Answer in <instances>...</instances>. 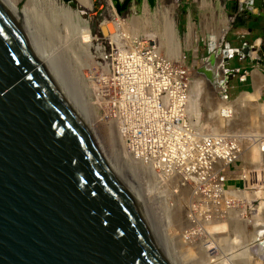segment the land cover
Here are the masks:
<instances>
[{
	"label": "water",
	"instance_id": "obj_1",
	"mask_svg": "<svg viewBox=\"0 0 264 264\" xmlns=\"http://www.w3.org/2000/svg\"><path fill=\"white\" fill-rule=\"evenodd\" d=\"M111 1L120 15L133 0ZM0 264H174L97 73L47 0H0Z\"/></svg>",
	"mask_w": 264,
	"mask_h": 264
},
{
	"label": "built area",
	"instance_id": "obj_2",
	"mask_svg": "<svg viewBox=\"0 0 264 264\" xmlns=\"http://www.w3.org/2000/svg\"><path fill=\"white\" fill-rule=\"evenodd\" d=\"M229 19L234 21L232 17ZM101 26L102 22L98 23L95 35L98 40L92 45L90 64L97 73L119 138L131 159L138 193L151 217H156L160 209L169 218L170 212L177 208L174 201H180L182 193L187 192L189 196L181 205L185 204L186 211L193 213L194 220L200 214L205 219L228 218L241 203L229 197V192L258 189L250 186L244 176L245 164L240 157L242 142L260 143L264 153L263 135L200 131L190 112L191 69L163 53L154 40L139 36L116 43L115 39L102 35ZM238 72L222 65V76ZM222 90L226 101H231L225 89ZM231 116L229 109L220 111V118L226 122ZM234 163H240L241 172L230 177L226 170ZM260 174L259 180L256 172L251 173V182H259L264 194V169ZM236 179L242 182L241 187L226 188L229 180ZM256 202L248 203L246 209ZM193 225L190 228L195 230ZM200 234L196 229L194 235Z\"/></svg>",
	"mask_w": 264,
	"mask_h": 264
},
{
	"label": "rangeland",
	"instance_id": "obj_3",
	"mask_svg": "<svg viewBox=\"0 0 264 264\" xmlns=\"http://www.w3.org/2000/svg\"><path fill=\"white\" fill-rule=\"evenodd\" d=\"M55 3L57 4V7H63L66 12H69L70 14V21L73 23V27H89L91 30V33L94 37V41L91 45L87 46V53H88V61L90 62V58L92 55V45H94L95 40L97 41V37L95 36L98 33V23L100 22H107L111 23L113 22L114 18L115 21L118 22L119 27V39L118 41H123L126 40L128 37H141L146 40H154L157 42V44H160V46L163 49H160L165 53L164 49L167 50L166 46L168 45L169 41V26H167V13L165 9H162V0H155L154 5L152 7L149 6L147 0H139L138 2H131L127 9L120 15L116 13V10L114 8V2L111 0H91L93 3L89 5L82 4L79 0H70V2H66V0H54ZM111 1V3H110ZM208 1V0H206ZM178 7L176 5L175 9V16L173 18L172 23H174V29L173 26L171 28V33L176 35V46L178 48V55L183 56L184 58V64L185 67H188L191 69V76H192V84L196 82V78L194 75L193 71V65L196 63H199L200 61H203L207 57H209L211 54L215 53L219 49H225V41L230 44L231 47H239L240 43L242 40H246L248 42L252 41L255 35L258 34H250L246 31L244 27L241 26L239 23V20H237L235 23L232 21L229 25V28L224 34V38L221 42V44L218 46L214 43V41L210 37V33H212V30H215V27H217L218 23H221L220 25H225L226 27V21L224 20L225 17H222L220 10L218 7L215 6L216 10L209 9V11L206 9L203 12V15L201 14V10L199 8V4L196 2V0H177ZM227 9L228 15L233 14V2H227ZM52 9L51 11L55 14L57 18H59V14L56 9L52 6H50ZM185 8H187L189 14L187 15V12L185 13ZM189 16V17H188ZM187 17L190 19V22L188 26L190 27L191 23L194 24V28L196 31V40L194 42V46L191 48H188L186 39L189 34V27L188 31L186 32L185 30V25L187 22ZM205 17V18H204ZM208 18V19H207ZM229 19V17H227ZM206 19L208 20V24L205 25V29H203V20ZM134 21L136 23H134ZM177 21L179 22V26L177 27ZM104 24V26H106ZM133 29H132V28ZM127 29V31H126ZM175 30V31H173ZM128 33V34H127ZM113 35V32L108 30L103 34L104 37H110ZM174 35V37H175ZM172 39L173 35L171 34ZM111 40V39H110ZM113 40V39H112ZM118 43V42H117ZM264 45V44H263ZM215 46V47H214ZM160 48V47H159ZM263 49V48H262ZM264 51V49H263ZM167 52V51H166ZM166 54V53H165ZM171 58V57H170ZM174 59V58H171ZM224 63V60H223ZM222 63V65H223ZM247 62L245 60H240L237 54H234V56L230 57L226 63V66L228 68H246L247 67ZM221 81H223L221 79ZM192 87V86H191ZM244 87L241 86V84L238 82L237 78H230L228 81V86H227V98L231 101H236L240 96L239 93L241 89ZM223 93V90L221 88L220 90ZM191 92L194 93V100L191 99V104L192 108L196 111L199 109V112H201L199 116V122L198 126H200L199 130L200 131H207L211 129H216V130H229V132H235L238 135H245L248 132H255V133H260L264 136V114L259 113L260 108L257 109V111H253L252 113H248L246 115H243V113L239 112L237 113V121L231 122L229 126L224 128H220L219 124H216V122L213 121L210 122L209 125H207V120L211 121L209 112L207 110L209 109H214L216 106L215 100L209 99L204 100L203 95L199 93V90H192ZM238 96V97H237ZM237 97V98H236ZM236 98V99H235ZM235 99V100H233ZM194 101V103H193ZM258 103L263 107L264 106V99L258 101ZM261 107V110H262ZM244 116V117H243ZM240 119V120H239ZM244 120V121H242ZM240 123V124H239ZM219 125V126H218ZM244 143V142H242ZM240 163H234L231 166H229L226 170L227 174H237L240 172ZM226 188H235V187H241L242 183L241 182H227L225 184ZM257 187V186H256ZM257 191L261 192V189L256 190V192H245L247 199H250V196H252V201H257L256 203L253 204V211L250 208H247L245 211V221L247 223V227L249 230V234L251 235L253 233L254 225L256 224V218L258 215V209L257 206L260 205L262 197H260V193L258 194ZM243 193V192H242ZM187 193H184L183 198L180 199V201L176 202L174 201V204H176L177 208H174L172 212H170L169 218H166L167 213H164L162 210H157V215L156 217H152L153 222H155L157 225L155 228L157 229V226L159 228V233L162 236V241L165 245L168 247L171 245L173 247L174 251L176 254H178L180 259H183L184 264H225L223 261H221L224 257L221 255H227L231 251H239L240 245L238 241L235 238L238 234H233L224 227V219H213L209 221L207 219L206 221L204 220V216L200 215L198 219L199 221V226L196 228H200L202 230L201 236L199 238L195 239L194 236L192 235V241L198 242V245L200 242H214L219 243L221 241V252L217 253L215 251L214 258L209 259V256L201 257L197 253V248H195V255L193 254L192 257H187L184 255V250L181 249L184 248L182 246L185 244V240H181V236L183 233L185 234V229L189 222H187V217L191 213V211H186L185 209V204L182 206L181 203L185 201L187 198ZM250 201V202H252ZM180 204V206H178ZM156 218V219H155ZM181 219L180 224L181 229L177 228L176 224L178 221ZM157 220V221H155ZM226 220V219H225ZM185 221V222H184ZM211 222V223H210ZM185 223V224H184ZM222 224V225H221ZM183 232V233H182ZM230 232V233H229ZM203 233V234H202ZM186 234H190L187 233ZM185 236V235H182ZM191 237V235H188ZM187 236V238H188ZM206 236V237H205ZM210 236V237H208ZM214 236V237H213ZM228 236V237H227ZM220 237V239H218ZM208 238V239H207ZM230 238V239H228ZM259 239V244L261 245V249L263 250L264 253V231H259L258 234ZM201 239V240H199ZM213 239V240H212ZM222 239V240H221ZM212 240V241H211ZM182 241V243H180ZM223 241V242H222ZM227 243H226V242ZM170 242V243H169ZM201 242V243H202ZM263 243V245H262ZM175 244V245H174ZM196 244V246L198 247ZM195 246V247H196ZM180 247V248H179ZM240 248H243L242 246ZM183 250V253H182ZM231 250V251H229ZM227 251V252H226ZM225 252V253H224ZM181 253V254H180ZM185 256V257H184ZM199 257V258H197ZM222 257V258H221ZM239 257V258H238ZM217 259V260H216ZM246 255H241V256H236L232 260H229L228 263L226 264H248L246 260ZM209 261V262H208ZM231 261V262H230Z\"/></svg>",
	"mask_w": 264,
	"mask_h": 264
},
{
	"label": "bare ground",
	"instance_id": "obj_4",
	"mask_svg": "<svg viewBox=\"0 0 264 264\" xmlns=\"http://www.w3.org/2000/svg\"><path fill=\"white\" fill-rule=\"evenodd\" d=\"M79 1L82 4L89 5V6L93 3V1L91 2V0H79ZM47 2L49 4V6H52L56 9L55 11H57L59 14L58 19L65 26V28L70 32V34L73 36V38L75 39V41L77 42V44L79 45L82 52L84 53V55L87 58L88 57V53H87L88 47L87 46L91 45L94 41V37L91 33L90 28L89 27H76V28H74L72 25L73 23H71V21H70L71 17H70L69 12H66L62 6L57 7V4L55 3L54 0H47ZM110 3H111V1H110ZM176 3H177V0H162V6L161 7H162V9H165L166 13H167V21H168L167 26H169L168 28H169V37H170L169 41H168V45L166 46L167 50L164 49V51H165L167 56L174 58L175 60L183 63L184 62L183 56L178 55L179 53H178V48L176 46V35L171 33L172 26L174 29V23H172V21H173V18L175 16ZM200 7H201L202 11H205L206 9L209 11V9L211 10L213 8V3L210 0H208V1L200 0ZM106 23L103 22L102 25H104ZM134 23H136V22L134 21ZM217 23H218V25H217V27H215L214 31L212 30V33H210V37L214 41V43L219 46L221 44L223 38H224V34L227 31V28H225L223 25H220L221 23H219V22H217ZM109 24L111 25L110 31L113 32V35L110 36L109 39H111V40L115 39V42L119 43L118 39H119V29H120L119 25L120 24H118V22L115 21V18H114L112 24L111 23H109ZM207 24H208V20L204 19L203 20V29H205V25H207ZM189 28H190L189 34H188V37L186 39V42H187L188 48L192 49V47L194 46V42L196 40L195 39L196 38V34H195L196 31H195L193 23H191ZM126 31H127V29H126ZM173 31H175V30H173ZM171 34L173 35V39H172ZM174 35H175V37H174ZM132 39H135V37H131V38L128 37L126 39V41H130ZM159 47H160L159 49H163L160 46V44H159ZM231 53H232V50H230V49H227V50L219 49L217 52H215L213 54L212 59L207 57L203 61H200L199 63H196L193 65V71H194V75H195V78L197 81L192 84L191 89L194 91L199 90V93H201L203 95L204 100L208 101L209 99H213V101L215 100V103H216V106L214 109L207 110L209 112L210 117H212L211 121L207 120V125H209L210 122L213 123V121H214V122H216V124L220 125V128L222 127L224 129H226V127L229 126L231 122L237 121V113H239V112L243 113V115H246L248 113H252L255 110L257 111V109L260 108L259 113L264 114V106L262 107L258 103L257 94L251 95V94L244 93L236 101H226L224 94L220 91L222 88V85H223V81H221V79L223 80V77H222L223 58L225 56H227L228 54H231ZM256 76H257V74H256ZM257 77L259 79H261V81H262L260 74H258ZM193 94L194 93L191 92L190 101H191V99L194 100ZM193 103H194V101H193ZM261 107H262V110H261ZM222 109L231 110L232 116L230 118V121L226 122L220 118V111ZM190 112H191V116L195 119L194 123L196 125H198L199 116L201 115L200 114L201 112H199V109H197L195 111L194 108H192L191 102H190ZM242 121H244V120H242ZM220 131L221 130L211 129V131L208 130L207 132L217 133ZM261 147H262V145L260 143L259 144H257V143L249 144V142L242 143V149H241L242 153H241L240 157L244 161V164H245L244 176L249 181L250 186H253V187L257 186V187H259V189H261V192L260 191H257V192H258V194L260 193L259 195L263 199H261L260 205L257 206L258 215L256 218V224L253 226L254 227L253 233L250 235L248 227H247V223L245 221V211H246V205L248 203L251 204L250 201H252L253 197L250 196V199L248 200L247 199L248 197H246V193L243 191H231V192H229V195H228L229 197H231L233 199H239V200H241V203L238 206L237 210L232 212L230 214V216L228 218H226V220L224 219L223 225H224L225 229H227V231H225L226 233H228V230H229L234 235L238 234L237 236H235L234 239H236L239 244L241 243L242 245H240V247L242 246L243 248L239 247L238 248L239 251L236 250V252L234 250L233 251L229 250V251H231L229 254L221 255L224 257L221 261H223L225 264L228 263L229 260H232L233 258H235L236 256H241V255H246V259H244V260H246L248 264H264V253H263V250L261 249V245L258 242L260 239V238H258L259 231H262V230L264 231V197H263L264 194H263L262 188L260 187L261 184L259 182H256L255 180H253L251 182V179H252L251 173L256 172L257 178L260 180L261 179L260 171L262 169H264V153L261 152ZM263 148H264V144H263ZM253 192H256V191H253ZM184 193H187V192L182 193L181 199L183 198ZM188 196H189V194L187 195V197ZM253 207H255V206H253V205L250 206L252 211H253ZM200 215H202V214H200ZM196 218H197V220H194L195 217H194L192 212L189 214V216L187 217V222H189L190 224H188V226H186L187 229L190 228L193 224H194L193 226H195V228L197 226H199L200 219H198V217H196ZM207 219H209V221L213 220L210 217H206V219H205V215H204V220L206 221ZM155 221H157V220H155ZM180 222H181V219L178 221L176 226H177V228L181 229L182 225L180 224ZM153 223L155 226L157 225L155 222H153ZM196 229H198V231L200 233L202 232V230H200L199 227ZM196 229L193 230L190 228L188 231H186L187 233H190L188 235H191V237L188 236L187 234H184L183 232H182L183 233L182 235H185V236H182L181 234L179 235L182 237L181 240L184 241V239H186L185 240L186 243L182 245V246H184V248L181 247V249L184 250V253H185L184 255H186V258L188 256L192 257L193 254L195 255V252H194L195 248H197L198 251L196 254H199V256H201L202 258L205 257L204 259H206V256H209L208 260L214 258V256L216 255V254H214L215 251L217 253L221 252V250H222L221 244H223V243H221V241L219 243L218 242L215 243L214 240L212 239L213 242H211V243L206 242L207 241L206 240L204 242L201 241L202 243L200 242V244L198 245V242L192 241V238H193L192 235L194 236ZM156 230H157L158 234L160 235V233H159L160 231H159L158 226H157ZM162 236H164V235H162ZM162 236L160 235L161 239H162ZM187 236H188V238H187ZM208 237H210V236H208ZM196 238H199V237H196ZM193 239H195V236ZM218 239H220V237ZM228 239H230V238H228ZM199 240H201V239H199ZM180 243H182V241ZM196 244L198 245V247L196 246ZM165 247H166V250L168 252L170 259L172 260V262L174 264H184L183 259L182 258L180 259V257H178L179 255L175 253V251H174L173 247H171V245L169 247L167 245H165ZM183 250H182V253H183ZM197 258H199V257H197Z\"/></svg>",
	"mask_w": 264,
	"mask_h": 264
},
{
	"label": "crops",
	"instance_id": "obj_5",
	"mask_svg": "<svg viewBox=\"0 0 264 264\" xmlns=\"http://www.w3.org/2000/svg\"><path fill=\"white\" fill-rule=\"evenodd\" d=\"M210 1L213 3L214 10H216L215 8L216 6L220 10V12L223 13L221 14V16L225 17L224 20L226 21V25H228L227 27L223 25L225 28L228 29L231 23V19H228L227 17H232L234 18V23L237 20H239V23L241 24V26L244 27L248 33L258 34V35H255L252 41L250 42L246 40H242L239 47H236V46L231 47L230 44L225 41V49L223 48V50L230 49L232 50V53L228 54L227 56L223 58L224 67L228 68L226 66V63L230 57L234 56V54H237L240 60H245L247 62L246 64L247 67L242 68V69L239 67L228 68L232 70L233 72H235L236 70H239V72L233 73L229 75L228 77L222 76L223 77L222 88H224L225 93H227L226 91H227L228 81L230 80V78H237L241 86L244 87L243 89H241L238 96L244 93L251 94V95L257 94L258 101L263 100L264 99V51H263L264 49V45H263L264 44V0H210ZM245 1L248 2L247 3L248 6H245ZM196 2L199 4L201 14L203 15L204 11H202L200 7V0H196ZM227 2H233V14L232 15L227 14L228 12L227 4H226ZM185 10H186L185 13L187 12V15H188L189 12L187 8H185ZM189 22H190V19L188 20V24ZM259 42H260V45L258 46ZM247 46L250 47L249 51L245 50ZM256 74L257 76L258 74L261 75L262 81L256 76ZM240 172L237 174H240ZM229 176L232 177V174H229ZM232 181L241 182L238 179L229 180V182H232Z\"/></svg>",
	"mask_w": 264,
	"mask_h": 264
},
{
	"label": "flooded vegetation",
	"instance_id": "obj_6",
	"mask_svg": "<svg viewBox=\"0 0 264 264\" xmlns=\"http://www.w3.org/2000/svg\"><path fill=\"white\" fill-rule=\"evenodd\" d=\"M133 1L138 2L139 0H133ZM133 1H132V2H133ZM122 3H123V0H119L118 2H116V4H118L119 7L122 6ZM127 7H128V5L126 6L125 9L121 10V14L127 9Z\"/></svg>",
	"mask_w": 264,
	"mask_h": 264
}]
</instances>
